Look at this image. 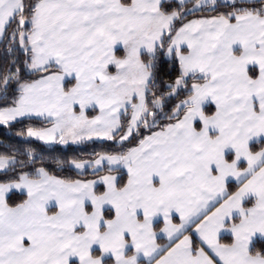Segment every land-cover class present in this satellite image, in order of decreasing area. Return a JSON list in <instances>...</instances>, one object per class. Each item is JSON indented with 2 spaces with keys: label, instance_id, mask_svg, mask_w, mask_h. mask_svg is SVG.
Segmentation results:
<instances>
[{
  "label": "snow or ice",
  "instance_id": "obj_1",
  "mask_svg": "<svg viewBox=\"0 0 264 264\" xmlns=\"http://www.w3.org/2000/svg\"><path fill=\"white\" fill-rule=\"evenodd\" d=\"M0 127V264H264V0H0Z\"/></svg>",
  "mask_w": 264,
  "mask_h": 264
},
{
  "label": "trees",
  "instance_id": "obj_2",
  "mask_svg": "<svg viewBox=\"0 0 264 264\" xmlns=\"http://www.w3.org/2000/svg\"><path fill=\"white\" fill-rule=\"evenodd\" d=\"M22 127V125L20 126H17V128L13 129L12 131L13 132H16V131H19V128ZM5 132H6V129L3 128V127H0V139H6L7 137L5 136ZM33 146L37 147V148H40L41 147V142H34ZM60 147H63V146H58V150ZM2 150V149H0ZM15 199H20L19 196L15 197Z\"/></svg>",
  "mask_w": 264,
  "mask_h": 264
},
{
  "label": "crops",
  "instance_id": "obj_3",
  "mask_svg": "<svg viewBox=\"0 0 264 264\" xmlns=\"http://www.w3.org/2000/svg\"><path fill=\"white\" fill-rule=\"evenodd\" d=\"M163 242V241H162Z\"/></svg>",
  "mask_w": 264,
  "mask_h": 264
}]
</instances>
